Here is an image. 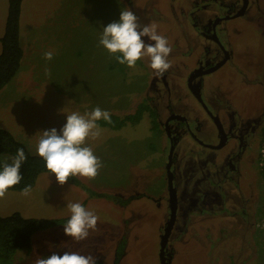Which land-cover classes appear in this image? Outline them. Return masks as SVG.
<instances>
[{
	"label": "rangeland",
	"instance_id": "374dc122",
	"mask_svg": "<svg viewBox=\"0 0 264 264\" xmlns=\"http://www.w3.org/2000/svg\"><path fill=\"white\" fill-rule=\"evenodd\" d=\"M193 1L23 0L20 44L24 57L15 77L0 90V129L38 155L39 132L59 131L66 123V114L72 111L84 114L100 107L122 118L135 113L145 102L147 88L158 85L150 59H142L132 69L119 64L99 43L103 27L118 22L124 8H130L142 25L152 24L168 39L173 51L166 73L178 89L175 95L172 92L171 105L180 112L198 114L200 107L182 86L184 66L199 52L191 44V39H197L190 29L192 21L183 13H191ZM252 2L256 6L253 11L258 9L252 19L228 24L239 60V64H232L247 62L248 70L260 66L264 53V0ZM7 14L8 0H0V31ZM143 39L150 42L147 37ZM48 51L53 52L51 61L44 59ZM234 66L212 77L223 82L228 75L224 86L236 85L241 69ZM159 93L164 96L162 90ZM98 124L100 137L87 144L103 164L95 180L77 176L81 185L69 181L61 186L54 174L44 173L37 178L30 196L10 191L0 200L2 216L19 212L25 218L47 220L70 217L67 205L78 202L99 217L96 229L88 239L76 241L64 234L63 224L47 227L33 235L31 250L18 252L11 264H34L37 256H62L65 251L91 255L96 264H158L163 219L155 211V203L139 193L162 186L158 175L165 161L166 139L157 120L152 121L145 112L138 122L128 121L118 128L105 125L103 120ZM189 142L182 140L183 149L180 144L176 149L182 156L175 163L177 228L168 243V249H173V263L264 264L263 184L259 180L251 185L247 191L249 205L242 203L244 194L238 189H233V198L226 201L217 192L210 199L213 190L201 186L200 159L193 157ZM12 159L1 156L4 163ZM203 162L209 164L206 171H214L208 154ZM200 192L209 199L205 201L207 208L214 212L198 217L191 210L200 205ZM185 227L186 232H176ZM124 246L130 247L125 253Z\"/></svg>",
	"mask_w": 264,
	"mask_h": 264
},
{
	"label": "flooded vegetation",
	"instance_id": "af4514ba",
	"mask_svg": "<svg viewBox=\"0 0 264 264\" xmlns=\"http://www.w3.org/2000/svg\"><path fill=\"white\" fill-rule=\"evenodd\" d=\"M255 7L252 0H194L189 9L191 13L182 10L191 19V32L197 36V39H191V44L194 49L199 50L193 62L184 66L186 73L182 86L200 107L198 114H186L171 105L172 92L175 95L178 89L171 85L168 73L158 76L157 86L150 85L147 88L143 105L152 121L157 120L158 128L166 139L165 161L162 174L158 175L162 186L151 188V192L140 191L139 196L155 203V211L163 219L161 239L166 231L170 232L165 251L168 259L165 256L164 264H174L173 249H168V243L177 228L179 205L175 191V163L181 155H177V147L179 144L180 150L184 147L182 140L189 142L190 139L192 142L191 151L195 153L193 157L201 161L198 164L203 174L201 186L213 190V193L209 192L212 193L209 195L210 199L213 200V194L217 192L226 201L233 198L232 190L238 189L244 194L242 203L249 205L247 191L254 181L260 180L264 186V158L261 154L264 140V53L261 55L263 59L259 62L260 66L256 69L253 67L249 68L253 70H248L247 62L234 66L232 62L237 61L239 64V60L228 29V24L233 21L247 17L252 19L258 10L253 11ZM189 53L190 57L193 56V50ZM230 65L241 69L240 82L225 87L228 75L223 82L215 81L212 76ZM160 90L164 92V96L160 95ZM149 93L159 102L155 103ZM206 154L212 159L214 171L205 170L209 165L203 162ZM136 192L134 198L137 197ZM198 194L201 203L193 207L192 214L200 217L213 213L214 210L207 208L205 203L209 199L202 192ZM187 230V227L184 230L179 228L176 232ZM129 248L122 247L123 253ZM158 264H161L159 250Z\"/></svg>",
	"mask_w": 264,
	"mask_h": 264
},
{
	"label": "clouds",
	"instance_id": "9594fccd",
	"mask_svg": "<svg viewBox=\"0 0 264 264\" xmlns=\"http://www.w3.org/2000/svg\"><path fill=\"white\" fill-rule=\"evenodd\" d=\"M144 37L150 42L145 43ZM99 43L119 64H126L129 68L134 69L144 58L150 59V67L157 76L164 75L171 68L169 56L173 49L168 39L159 34L152 24L142 25L130 8L121 10L118 22L103 27ZM44 59L51 61L53 52H45ZM45 74L51 75L48 69ZM101 120L111 123V114L100 107L84 114L72 111L66 114V123L59 131L52 128L39 132L42 135L36 152L61 186L72 177L95 180L99 175L102 161L87 144L100 137L98 122ZM26 160L24 149L19 148L12 161L3 164L0 170V200L5 199L10 189L23 180L21 167ZM31 193L32 186L27 185L21 194L28 197ZM67 208L70 218L64 226V234L76 241L88 239L90 232L96 229L99 217L78 202L69 203ZM34 264H96V259L91 255L65 251L62 256L55 253L46 258L37 256Z\"/></svg>",
	"mask_w": 264,
	"mask_h": 264
},
{
	"label": "trees",
	"instance_id": "16d2710c",
	"mask_svg": "<svg viewBox=\"0 0 264 264\" xmlns=\"http://www.w3.org/2000/svg\"><path fill=\"white\" fill-rule=\"evenodd\" d=\"M22 3L23 0H8L7 19L4 33L0 39V90L15 77L24 57V50L20 44ZM145 111L146 107L142 104L133 114L126 115L123 118L111 114V123L105 121L103 123L105 125L109 124L111 128H118L128 121L138 122ZM19 148L24 149L27 160L21 167L23 180L19 185L10 189V191L15 192H22L27 185H31L33 188L40 174L50 173L41 157L31 154L24 144L4 129H0V170H2L4 164L1 156L7 155L14 158ZM262 176L264 178V169L262 170ZM69 181L81 185L78 177H72ZM69 218L47 220L25 218L19 212L8 216L0 214V264H11L18 252L30 251L32 237L35 233L50 226L66 225Z\"/></svg>",
	"mask_w": 264,
	"mask_h": 264
},
{
	"label": "water",
	"instance_id": "95a60500",
	"mask_svg": "<svg viewBox=\"0 0 264 264\" xmlns=\"http://www.w3.org/2000/svg\"><path fill=\"white\" fill-rule=\"evenodd\" d=\"M171 196H173L172 191L170 192ZM169 231H166V233L164 234L163 238L161 239V245H160V249H159V259L161 260V264L165 263V251H166V245L168 242V238H169Z\"/></svg>",
	"mask_w": 264,
	"mask_h": 264
},
{
	"label": "crops",
	"instance_id": "0c3cea01",
	"mask_svg": "<svg viewBox=\"0 0 264 264\" xmlns=\"http://www.w3.org/2000/svg\"><path fill=\"white\" fill-rule=\"evenodd\" d=\"M4 27H5V22H4V25L2 26V29H1V31H0V39H1V37H2V35H3V33H4ZM0 52H1V45H0ZM42 174H44V173H42ZM42 174H40V175H42ZM39 175V176H40ZM38 176V177H39ZM37 182V181H36Z\"/></svg>",
	"mask_w": 264,
	"mask_h": 264
},
{
	"label": "built area",
	"instance_id": "2783aa9c",
	"mask_svg": "<svg viewBox=\"0 0 264 264\" xmlns=\"http://www.w3.org/2000/svg\"><path fill=\"white\" fill-rule=\"evenodd\" d=\"M261 154H262V156L264 158V140H263V144H262V147H261Z\"/></svg>",
	"mask_w": 264,
	"mask_h": 264
}]
</instances>
